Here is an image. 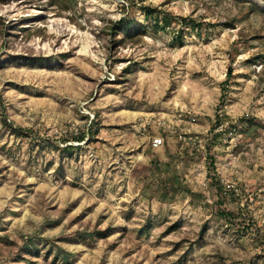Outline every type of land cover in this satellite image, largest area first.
<instances>
[{
  "label": "rangeland",
  "instance_id": "obj_1",
  "mask_svg": "<svg viewBox=\"0 0 264 264\" xmlns=\"http://www.w3.org/2000/svg\"><path fill=\"white\" fill-rule=\"evenodd\" d=\"M0 101V264H264V0H0Z\"/></svg>",
  "mask_w": 264,
  "mask_h": 264
},
{
  "label": "trees",
  "instance_id": "obj_2",
  "mask_svg": "<svg viewBox=\"0 0 264 264\" xmlns=\"http://www.w3.org/2000/svg\"><path fill=\"white\" fill-rule=\"evenodd\" d=\"M123 23V22H122ZM113 33H117L121 30V26H113L112 28ZM0 106L1 108L4 110L5 109V105L3 104V102L0 101ZM91 131H88V133H90ZM86 137V133L85 132H81L79 134V136L73 137L74 140H77L79 142L83 141ZM69 140H67L66 138L62 139L63 143H67ZM75 146L70 145V144H66L64 146V149L66 151H71L74 149ZM213 162V160H212ZM210 175H211V171H210ZM214 178L213 184L215 185V188L217 190V194H218V199L216 201V205H217V213L218 215H220L222 218H225L226 220H232V218H242V220L245 221V218H243V212L241 211V209H237V211L233 210V209H228L227 207H224V200L227 198L229 199L230 197L232 198L235 194V189H231L229 187H227L224 183H222L221 179L219 177H212Z\"/></svg>",
  "mask_w": 264,
  "mask_h": 264
},
{
  "label": "built area",
  "instance_id": "obj_3",
  "mask_svg": "<svg viewBox=\"0 0 264 264\" xmlns=\"http://www.w3.org/2000/svg\"><path fill=\"white\" fill-rule=\"evenodd\" d=\"M180 137H181V135H180ZM162 145H164V137L160 136V135L154 136L152 139V146L154 148H158V147H161Z\"/></svg>",
  "mask_w": 264,
  "mask_h": 264
}]
</instances>
